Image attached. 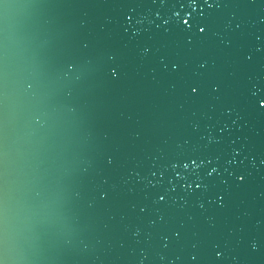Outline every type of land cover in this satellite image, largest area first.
<instances>
[{
    "label": "water",
    "instance_id": "water-1",
    "mask_svg": "<svg viewBox=\"0 0 264 264\" xmlns=\"http://www.w3.org/2000/svg\"><path fill=\"white\" fill-rule=\"evenodd\" d=\"M0 264H264V0H0Z\"/></svg>",
    "mask_w": 264,
    "mask_h": 264
}]
</instances>
